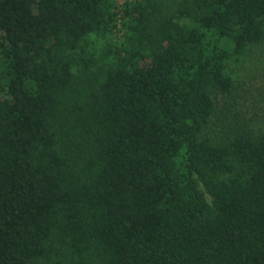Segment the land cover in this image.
Instances as JSON below:
<instances>
[{
    "label": "trees",
    "instance_id": "16d2710c",
    "mask_svg": "<svg viewBox=\"0 0 264 264\" xmlns=\"http://www.w3.org/2000/svg\"><path fill=\"white\" fill-rule=\"evenodd\" d=\"M123 1L0 0V264H264V0Z\"/></svg>",
    "mask_w": 264,
    "mask_h": 264
},
{
    "label": "rangeland",
    "instance_id": "374dc122",
    "mask_svg": "<svg viewBox=\"0 0 264 264\" xmlns=\"http://www.w3.org/2000/svg\"><path fill=\"white\" fill-rule=\"evenodd\" d=\"M124 3L120 0V4ZM88 50L101 54L108 49L104 38L92 36ZM123 41L121 33L116 35L115 43ZM77 69V66L75 67ZM229 73L236 80H241L243 85L239 87V95L223 96L217 99L218 114L215 128L228 120L248 122L256 129L264 130V43L248 50L240 60L233 57L229 61ZM238 84V83H237Z\"/></svg>",
    "mask_w": 264,
    "mask_h": 264
}]
</instances>
